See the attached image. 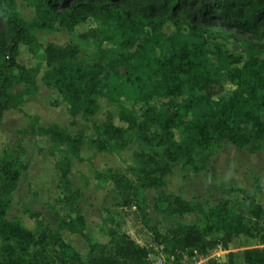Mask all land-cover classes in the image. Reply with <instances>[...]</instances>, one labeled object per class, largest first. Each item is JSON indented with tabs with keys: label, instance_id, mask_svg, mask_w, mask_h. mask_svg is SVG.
<instances>
[{
	"label": "trees",
	"instance_id": "trees-1",
	"mask_svg": "<svg viewBox=\"0 0 264 264\" xmlns=\"http://www.w3.org/2000/svg\"><path fill=\"white\" fill-rule=\"evenodd\" d=\"M21 1L33 11L31 22L19 17L16 0H0V120L4 112L19 111L25 98L38 91L36 77L40 69H26L18 63L19 45L34 53L39 44L32 31H51L57 22L67 32H73L90 19L114 20L122 37L120 47L127 51L105 64H85L79 60L75 45L49 43L43 47L45 67L41 81L47 89L57 91L70 117L86 120L95 116L99 100L115 88H137L146 101H167L170 112L164 116L152 107L139 118L122 109L118 113L122 126L113 123L111 114L104 122L93 125L94 137L88 144L98 152H120L131 142L159 149V156L135 154L136 166L130 169L134 180L113 169L100 176L112 184L122 209L130 207L138 192L163 188L164 178L181 160L199 173L225 144L250 155L264 151V0H163L157 5L147 0ZM166 23H171L177 32L187 28L195 36L223 27L256 42L247 59L228 57L226 64L233 67L226 70V79L235 88L228 98L214 103L218 70L201 45L175 42L165 34ZM167 43L166 54L155 62L153 80L148 53ZM221 62L225 64L223 59ZM16 84H22L24 90L11 94ZM198 106L206 108V115L189 121L188 115ZM38 133L68 148L67 156L55 163L61 194L58 204L74 217L67 222L59 220L53 231L38 223L34 233L18 221L7 220L11 197L25 166L21 144L6 149L0 158V264H150L148 251L136 243L137 238L118 229L109 230L108 245L88 243L85 261L63 241V231L88 240L78 204L81 192L72 187L69 178L72 160L81 161L85 135L82 131L71 135L57 126L38 128ZM238 193L250 213L249 219L236 213L234 205L227 201L205 212L200 205L178 197L166 198V211L171 215L194 214L200 220L199 225L169 228L164 235L153 230L162 252L176 259L182 254L207 256L218 246L229 250L234 240L243 237L261 246L242 251L239 257L243 264H264V209L243 190ZM235 257L229 253L225 263L208 264H235Z\"/></svg>",
	"mask_w": 264,
	"mask_h": 264
},
{
	"label": "rangeland",
	"instance_id": "rangeland-1",
	"mask_svg": "<svg viewBox=\"0 0 264 264\" xmlns=\"http://www.w3.org/2000/svg\"><path fill=\"white\" fill-rule=\"evenodd\" d=\"M162 1L147 0L146 3L157 5ZM16 2L19 17L25 22H31L33 11L21 0ZM163 32L172 36L175 42L199 44L203 47L210 63L219 73L216 76L218 87L213 88L214 103L221 98H228L235 89L226 79V70L233 67L226 64L228 57L240 56L247 59L251 55V45L256 44L248 35L223 27H216L204 36H195L187 28L177 32L171 23H166ZM32 35L37 39L38 48L32 53L20 44L17 61L26 69H40L36 77L38 91L25 98L19 111L4 112L0 120V158L6 149H13L16 144H21L24 149L22 160L25 169L12 194L7 220L18 221L23 228L34 233L38 223L53 231L57 229L59 220L67 222L74 217L58 204L61 194L55 163L67 156L68 148L54 142L49 136L38 133V128L50 126L65 129L71 135L78 131L85 135V143L80 149L81 161L72 160L69 178L72 187L81 192L78 204L85 219L88 240L61 232L63 241L84 261L87 259L88 243L108 245L110 229H118L136 237V243L147 249L148 257L153 261L162 252L153 230L164 235L169 228L177 225H199L200 217L197 215L178 216L168 213L166 198L178 197L191 205H200L205 212L220 201H227L234 205L236 213L249 219L250 213L238 193L243 190L264 209V151L250 155L227 144L206 169L199 173H195L184 160L173 164L171 173L164 178L163 188L138 192L130 207L122 209L117 203L112 184L100 176L108 169H113L134 180L135 175L130 169L136 166L135 154L143 152L159 156V149L131 142L120 152H98L88 144V140L94 137L93 125L104 122L106 115L111 114L113 123L122 126L118 120V113L122 109L139 118L146 108L152 107L164 116L170 112L166 106L167 101H146L140 91L133 87L115 88L107 97L99 100V109L95 116L86 120L81 116L72 118L67 114L66 105L57 91L47 89L41 81L45 67L43 47L49 43L58 46L75 45L80 61L85 64H105L127 54L120 47L122 37L117 23L114 20L90 19L76 27L73 32H67L57 22L53 30H33ZM261 43L264 44V39ZM168 48L167 43L162 49L148 53L152 60L149 75L153 80H156L155 62L163 58ZM222 59L225 64L221 62ZM23 90L22 84H16L10 93ZM204 115L206 108L198 106L188 115V120L196 121ZM175 138L179 139L178 134H175ZM219 248L221 247L218 246L211 252L219 262L225 263L228 254L233 253L236 254L234 263L243 264L240 253L261 246L255 240L240 237L230 244L229 250L221 248L226 253H221ZM162 254L163 259H166V255ZM199 257L196 254H182L177 261L195 264Z\"/></svg>",
	"mask_w": 264,
	"mask_h": 264
},
{
	"label": "built area",
	"instance_id": "built-area-1",
	"mask_svg": "<svg viewBox=\"0 0 264 264\" xmlns=\"http://www.w3.org/2000/svg\"><path fill=\"white\" fill-rule=\"evenodd\" d=\"M219 249L221 250V248H219ZM220 252L226 253L225 251L222 252V250ZM162 253L163 252L159 253L153 259V261L151 260V258H149V263L150 264H184V262H178L177 259L173 256H166V259H163ZM210 261L221 263L217 260V258L215 257V254L209 252V254L207 256H200L199 260L195 264H208V262H210Z\"/></svg>",
	"mask_w": 264,
	"mask_h": 264
}]
</instances>
